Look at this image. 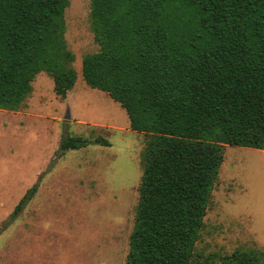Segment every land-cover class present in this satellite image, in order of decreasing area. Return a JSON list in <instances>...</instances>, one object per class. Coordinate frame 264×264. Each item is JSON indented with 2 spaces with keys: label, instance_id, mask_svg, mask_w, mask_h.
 <instances>
[{
  "label": "trees",
  "instance_id": "1",
  "mask_svg": "<svg viewBox=\"0 0 264 264\" xmlns=\"http://www.w3.org/2000/svg\"><path fill=\"white\" fill-rule=\"evenodd\" d=\"M69 5L0 0V110L18 111L41 72L61 100L74 88ZM90 17L99 50L83 57V78L146 136L125 264H213L195 248L225 148L264 151V0H92ZM89 144L110 146L66 137L59 157ZM220 264H264V251L236 250Z\"/></svg>",
  "mask_w": 264,
  "mask_h": 264
},
{
  "label": "rangeland",
  "instance_id": "2",
  "mask_svg": "<svg viewBox=\"0 0 264 264\" xmlns=\"http://www.w3.org/2000/svg\"><path fill=\"white\" fill-rule=\"evenodd\" d=\"M91 1L70 0L65 11L77 73L66 99L41 72L18 111L0 110V264L126 263L146 136L130 129L119 103L83 78V57L99 50ZM75 136L102 137L110 146L89 144L59 157L62 139ZM248 249L264 251V151L227 146L195 254L220 264Z\"/></svg>",
  "mask_w": 264,
  "mask_h": 264
},
{
  "label": "water",
  "instance_id": "3",
  "mask_svg": "<svg viewBox=\"0 0 264 264\" xmlns=\"http://www.w3.org/2000/svg\"><path fill=\"white\" fill-rule=\"evenodd\" d=\"M67 117H69V115Z\"/></svg>",
  "mask_w": 264,
  "mask_h": 264
}]
</instances>
